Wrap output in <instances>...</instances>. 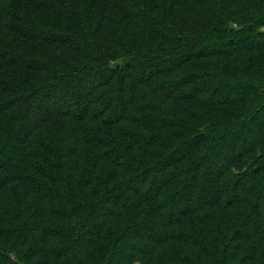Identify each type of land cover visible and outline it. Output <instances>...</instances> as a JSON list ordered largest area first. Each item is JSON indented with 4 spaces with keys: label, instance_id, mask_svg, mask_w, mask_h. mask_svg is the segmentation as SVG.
<instances>
[{
    "label": "trees",
    "instance_id": "obj_1",
    "mask_svg": "<svg viewBox=\"0 0 264 264\" xmlns=\"http://www.w3.org/2000/svg\"><path fill=\"white\" fill-rule=\"evenodd\" d=\"M263 112L264 0H0V264H264Z\"/></svg>",
    "mask_w": 264,
    "mask_h": 264
},
{
    "label": "rangeland",
    "instance_id": "obj_2",
    "mask_svg": "<svg viewBox=\"0 0 264 264\" xmlns=\"http://www.w3.org/2000/svg\"><path fill=\"white\" fill-rule=\"evenodd\" d=\"M247 41H251V40H247ZM247 43V42H246ZM171 89V87H164V88H162V89H160V90H158L159 91V93H163L164 91H166V90H170ZM222 91H225L224 92V94H223V96L222 97H228V94L226 93V89L224 90H222ZM158 97V96H157ZM74 98V99H73ZM71 100H75V96H74V94H72V97L70 98ZM158 99V98H157ZM58 107H59V105H58ZM40 110H35L34 108L33 109H31L30 111H29V116L30 117H33L32 119H34V118H36V117H38L39 116V114H40V112H39ZM261 128H264V112L260 115V117L254 122V126L252 127V128H249L248 129V135L249 136H251V137H255V136H257L258 135V131L257 130H261ZM231 139H234V137L232 136V137H230V138H228V140H231ZM229 142V141H228ZM228 142H225L224 144H223V146L221 147V150H219L217 153H216V156H215V154H214V157L213 156H211L210 155V157H211V160H212V162H213V164H212V166H211V172H210V174L209 175H213V172H216V171H219L220 169H221V164L223 163V160H221L222 158H226V156L228 155V152H227V150H226V146H228L226 143H228ZM213 154V153H212ZM217 156H220V159L219 158H217ZM209 157V158H210ZM134 184H132V186H133ZM203 198V197H202ZM202 198H201V196H200V198L199 199H197V198H194V199H192V202H191V204L192 205H198V204H200V202H202ZM205 200L207 199H209V198H204ZM257 211V215L256 216H260V218L262 219V220H264V199H262L261 200V203H260V205H259V207H258V209L256 210ZM256 216L254 215L253 216V218L254 219H252V220H254L255 222L256 221H258V219H256ZM90 229H92L93 228V226L91 225L90 227H89ZM254 228H253V225H252V223H248L247 225H246V227L244 228V230H243V234H247V233H250L251 232V230H253ZM152 234V230H146V229H143V230H140V231H138V232H136L134 235L135 236H144V237H146V238H151L150 237V235ZM124 241H126L125 243H128L129 241H130V238H127V239H125ZM125 243H122V246L120 247V249L122 248V247H124V245H125ZM123 251V250H122ZM125 252H127V249H125L124 248V253ZM123 253V254H124ZM123 256V255H122ZM121 255L119 256V254H117V260L118 261H120L121 259Z\"/></svg>",
    "mask_w": 264,
    "mask_h": 264
}]
</instances>
